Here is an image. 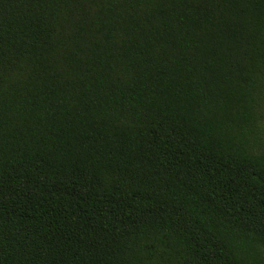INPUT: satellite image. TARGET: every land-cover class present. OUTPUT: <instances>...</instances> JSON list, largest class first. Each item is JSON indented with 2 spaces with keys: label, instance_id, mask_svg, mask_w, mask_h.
Masks as SVG:
<instances>
[{
  "label": "trees",
  "instance_id": "1",
  "mask_svg": "<svg viewBox=\"0 0 264 264\" xmlns=\"http://www.w3.org/2000/svg\"><path fill=\"white\" fill-rule=\"evenodd\" d=\"M0 264H264V0H0Z\"/></svg>",
  "mask_w": 264,
  "mask_h": 264
}]
</instances>
